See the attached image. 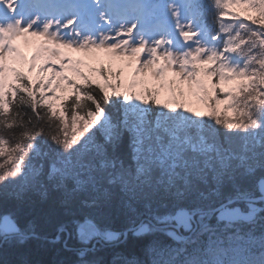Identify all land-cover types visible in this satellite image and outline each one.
Instances as JSON below:
<instances>
[{
    "label": "snow or ice",
    "instance_id": "obj_1",
    "mask_svg": "<svg viewBox=\"0 0 264 264\" xmlns=\"http://www.w3.org/2000/svg\"><path fill=\"white\" fill-rule=\"evenodd\" d=\"M29 194L87 214L74 264L158 225L175 246L122 264H264V0H0V197Z\"/></svg>",
    "mask_w": 264,
    "mask_h": 264
},
{
    "label": "trees",
    "instance_id": "obj_2",
    "mask_svg": "<svg viewBox=\"0 0 264 264\" xmlns=\"http://www.w3.org/2000/svg\"><path fill=\"white\" fill-rule=\"evenodd\" d=\"M47 205H41L34 194H29V199L24 204H20L14 199L0 197V214L6 212H15L21 223H26L29 220H35L38 234L42 237L39 240H30L23 247L12 246L11 244L0 245V264H11L12 261L28 259L37 262V264H74L77 257L75 249L81 247L75 243V222H83L86 213H58L55 217H50L40 209H46ZM35 209V211H33ZM156 206L152 210L141 206L139 209L140 219L148 220L156 212ZM158 211L162 214L164 209L161 207ZM98 223L101 226L111 227L113 229H123L126 227V220L120 216L98 217ZM59 222L68 225V232L64 234L62 240L58 243H49L56 233V227ZM155 222V221H153ZM160 229L151 234L145 235L139 239L130 237L126 242L119 245H108L102 242L92 258L98 264H122L123 259L136 258L145 261L148 257L145 255V248L155 242L162 247H174L175 243ZM47 237L48 240L43 239ZM66 240L67 247L63 245Z\"/></svg>",
    "mask_w": 264,
    "mask_h": 264
},
{
    "label": "rangeland",
    "instance_id": "obj_3",
    "mask_svg": "<svg viewBox=\"0 0 264 264\" xmlns=\"http://www.w3.org/2000/svg\"><path fill=\"white\" fill-rule=\"evenodd\" d=\"M25 51H26V54H30V51H31V50L28 49V48H26ZM73 55H74V56H81L82 54H81V53H73ZM130 73H131V69L128 70V73H127V74L130 75ZM153 223H155V222H153ZM157 228L160 229V230H162V231H165V230H164V226H162V225H158ZM75 238H76V239H75ZM74 239H75V240H74L75 243L81 246V244H80V242H79V240H78V238H77L76 235H75ZM102 242H103V241H93V244H95V248H98V246H100L101 244H103ZM65 243H66V240L64 241L63 245H65Z\"/></svg>",
    "mask_w": 264,
    "mask_h": 264
},
{
    "label": "water",
    "instance_id": "obj_4",
    "mask_svg": "<svg viewBox=\"0 0 264 264\" xmlns=\"http://www.w3.org/2000/svg\"><path fill=\"white\" fill-rule=\"evenodd\" d=\"M166 235H167V233H166ZM168 236V235H167ZM170 239H171V237L170 236H168Z\"/></svg>",
    "mask_w": 264,
    "mask_h": 264
}]
</instances>
